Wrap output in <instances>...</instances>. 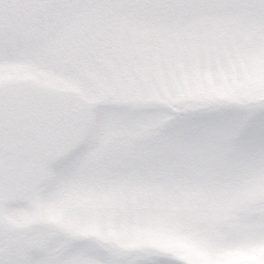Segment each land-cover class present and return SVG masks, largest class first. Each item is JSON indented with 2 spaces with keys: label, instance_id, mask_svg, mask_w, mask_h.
<instances>
[{
  "label": "snow or ice",
  "instance_id": "obj_1",
  "mask_svg": "<svg viewBox=\"0 0 264 264\" xmlns=\"http://www.w3.org/2000/svg\"><path fill=\"white\" fill-rule=\"evenodd\" d=\"M0 264H264V0H0Z\"/></svg>",
  "mask_w": 264,
  "mask_h": 264
}]
</instances>
